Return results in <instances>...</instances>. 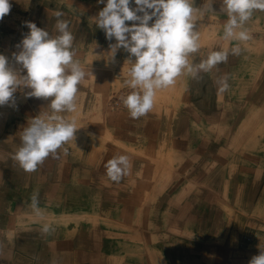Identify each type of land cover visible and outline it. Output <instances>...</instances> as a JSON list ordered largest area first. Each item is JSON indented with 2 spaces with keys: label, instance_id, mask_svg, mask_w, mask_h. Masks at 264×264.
<instances>
[{
  "label": "crops",
  "instance_id": "1",
  "mask_svg": "<svg viewBox=\"0 0 264 264\" xmlns=\"http://www.w3.org/2000/svg\"><path fill=\"white\" fill-rule=\"evenodd\" d=\"M205 2H196L197 8L204 10ZM9 3L10 12L0 20V55L11 68L24 74L13 56L29 32L26 23L55 38L59 33L54 13L61 11L64 15L59 19L68 21L74 37V59L91 75L77 86L76 111L57 113L75 121L74 139L50 153L34 171L24 170L14 157L23 146L21 133L30 121L53 115L52 98H26L24 93L30 89H18L11 102L0 106V264H249L264 252V158L255 155L256 139L241 131L232 141L224 137L219 143L199 141V135L188 130L190 136L185 135L184 128L193 125L209 128V135L215 132L217 120L207 115L213 109L204 104L207 98L208 103L211 97L218 100L213 94V82L219 81L215 68L208 77L189 76L182 70L174 83L175 93L181 95L170 98L177 103L171 111L152 108L138 119L123 111L107 120L103 107L109 88L114 82L126 85L128 61L135 58L123 48L112 58L109 45L115 40H106L92 20L104 4L97 0ZM198 13L194 32L211 53L220 41L209 32L213 26ZM257 14L258 20H264V11L254 10L252 16ZM227 82L231 94V86L238 83L231 76ZM177 126L178 135L174 134ZM110 141L132 154L112 149ZM192 150L197 154L191 155L190 164ZM172 151L178 157L177 168L165 160L174 173L159 190L156 158ZM119 155L128 156L131 168L119 182L111 181L106 164ZM146 177L154 185L148 186L149 195L141 197ZM33 196L39 212L32 207ZM206 214L218 221L209 222ZM249 233L256 239L247 247L242 239Z\"/></svg>",
  "mask_w": 264,
  "mask_h": 264
},
{
  "label": "clouds",
  "instance_id": "2",
  "mask_svg": "<svg viewBox=\"0 0 264 264\" xmlns=\"http://www.w3.org/2000/svg\"><path fill=\"white\" fill-rule=\"evenodd\" d=\"M104 4L92 18L110 44L114 59L119 48L125 49L132 57L131 67L125 83L132 89L126 97H121L123 105L133 119L145 116L153 108L156 91L175 83L186 69L190 73L197 70L210 71L220 62L228 59V51H213L196 67L189 63L188 54L199 48L198 33L193 23L196 13L212 11L211 0L204 10L195 8V0H97ZM135 5L132 7L131 5ZM9 0H0V20L9 12ZM224 10L228 15L224 25V38L248 41L251 39L243 25L254 10L264 11V0H224ZM64 15L56 11V30L59 35L51 38L49 33L34 23H26L29 32L21 40L20 51L13 59L23 69L21 74L9 66V61L0 55V106L13 100L18 89H30L25 97L52 98L50 108L53 115L47 118L35 117L23 129V146L14 159L26 171H34L38 164L55 153L63 144L74 139L77 130L75 121L69 122L57 113L76 111L78 84L86 75L80 62L74 59L72 51L74 37L68 30V21L59 19ZM150 21H153L149 24ZM126 22H132L131 25ZM237 29H243L236 31ZM232 54L239 55L240 48H232ZM228 77L218 81L219 92L228 90ZM66 151V150H65ZM131 164L126 155L113 157L106 164L107 177L119 182L129 173ZM36 196L32 197V207L37 209ZM48 231V226L44 227ZM249 264H264V252L251 258Z\"/></svg>",
  "mask_w": 264,
  "mask_h": 264
},
{
  "label": "rangeland",
  "instance_id": "3",
  "mask_svg": "<svg viewBox=\"0 0 264 264\" xmlns=\"http://www.w3.org/2000/svg\"><path fill=\"white\" fill-rule=\"evenodd\" d=\"M202 0H195V4L193 5L197 8L196 2H201ZM209 0H206L205 7H207ZM212 8L214 9V13H210L206 11L200 19H202L205 24L213 26L211 30H209L210 34L215 35L216 41L219 40L220 44L218 46L214 45L213 48H216V51H228V59L227 62H220L213 67L217 75H219V81L227 76L233 78V82H237V85L231 86V94L227 91L220 93L219 92V83L213 82L214 85V92L213 94L218 95V100L216 97H211L209 99L212 103H208V98L204 104L211 110L207 115L211 118H215L217 123L215 125V132L214 134H208L209 128L204 126L193 125L191 127L184 128L185 135L187 137L190 136L191 132H195V136L199 135L197 138L199 141H203L205 139L213 140L217 143L223 142L225 140L224 137H229V140L235 139L238 136V133L247 132L245 136L250 135V138H255L256 143H258V149L255 152V155L258 157L264 158V20H258L260 15L257 14L256 16H251V18L246 21L243 25V29H246L251 36V39L248 41H239L236 39H225L224 38V25L227 23L228 15L224 10V0H211ZM254 12V11H253ZM260 13V12H259ZM200 16V13H198ZM198 17V16H197ZM196 16L194 17L195 22ZM243 29H237L236 31H240ZM207 32V31H206ZM199 44V48L195 53H189L188 59L189 63L195 67L199 65L202 61L206 60L210 54V48L204 45V40L197 41ZM239 46L240 54L234 55L232 54V48ZM230 59V63L228 60ZM231 64L232 67H231ZM228 67H230L228 71ZM218 68V69H217ZM223 68V70H219ZM211 69L210 71L205 72L204 70H197L194 73L188 72L189 76L195 73H201L203 77H208V75L213 74L214 70ZM185 72V71H183ZM214 76V75H213ZM178 78V77H177ZM177 83V82H176ZM205 85V83H202ZM229 84V82H228ZM177 85V84H176ZM203 85V88H204ZM175 85L160 89L156 91V95L154 97L153 108L159 109L160 111L168 110L174 108L177 105L176 101L170 100V98H178L181 94H177L174 91ZM139 89H132L127 84L120 85L117 82L111 84L108 94V102L105 104L104 113L107 120L110 119L112 116L117 115L119 112L129 110L123 105L121 97H126L132 91H138ZM160 94V95H159ZM202 100V101H203ZM214 100V101H212ZM180 103V101H178ZM175 113V112H174ZM160 115V113L158 114ZM169 115V112H168ZM175 115H178L177 112ZM167 123H169L171 116L167 117ZM165 119V118H164ZM175 119V118H174ZM195 121V118L191 119ZM175 121V120H174ZM174 128V127H173ZM170 129V128H168ZM177 131L174 130L178 135V126L176 127ZM187 130L190 132L188 133ZM206 132V133H205ZM250 132V133H249ZM240 134V133H239ZM247 138V137H246ZM249 138V139H250ZM187 138H185V141ZM222 140V141H221ZM229 142V141H228ZM255 142V141H254ZM109 145L112 149L118 150V152H125L126 154H132V150H128L125 148H121L112 142H109ZM252 147V146H251ZM137 152V151H136ZM189 158L192 154L196 153V150L189 151ZM214 153V151H211ZM135 153V152H134ZM138 155V154H135ZM195 155V154H194ZM143 157V156H141ZM177 154L172 151L168 156L157 157V189L162 183L165 181V178L172 177V173H174V169H172L171 165L169 167L165 166V160L168 159L169 162H172L173 168L176 166L175 163L177 162ZM192 159H189V163L191 164ZM254 169H257L258 166H252ZM177 168V167H175ZM190 173L192 172V168L190 169ZM195 173H193L190 178V181L193 180ZM146 188L141 193V197L145 196L146 194L149 195V188L148 186L154 185V182L149 183L146 177L144 181ZM195 184V183H193ZM160 190V189H159ZM158 190V191H159ZM148 191V193H147ZM143 201H145L143 199ZM144 203V202H143ZM215 215L213 214H206L205 218L209 222H217L218 219H214ZM247 239H250L248 241ZM256 239L255 234L249 233L248 235L244 234V239H242V243L246 244L247 247L252 242V240ZM255 241V240H254ZM242 244V245H243Z\"/></svg>",
  "mask_w": 264,
  "mask_h": 264
},
{
  "label": "bare ground",
  "instance_id": "4",
  "mask_svg": "<svg viewBox=\"0 0 264 264\" xmlns=\"http://www.w3.org/2000/svg\"><path fill=\"white\" fill-rule=\"evenodd\" d=\"M88 1V0H87ZM94 1V0H93ZM96 2V1H95ZM88 4H91V3H88ZM93 5V4H92ZM50 6V5H49ZM52 7V6H51ZM95 7H97V6H95ZM99 7V6H98ZM40 11V10H39ZM48 11V10H47ZM76 11H78L77 9H76ZM44 12V11H43ZM92 15V14H91ZM84 16V15H83ZM27 17H28V15H27ZM29 18V17H28ZM37 18V17H36ZM82 19V18H81ZM86 19V18H85ZM85 21V20H84ZM90 22V21H89ZM81 24V23H80ZM96 31V30H95ZM19 32V31H18ZM104 33V32H103ZM93 36V35H92ZM10 38V37H9ZM9 40V39H8ZM98 43V42H97ZM83 91V90H82ZM131 93V92H130ZM160 95V94H159ZM34 99V98H33ZM122 103V102H121ZM34 109V108H33ZM180 110V109H179ZM148 114V113H147ZM177 117V116H176ZM148 118V117H147ZM149 119H151V118H149ZM173 119V118H172ZM185 120V119H184ZM135 121H137V120H135ZM106 122V121H105ZM9 125V124H8ZM180 125V124H179ZM135 126V125H134ZM6 129V128H5ZM8 129V128H7ZM139 129V128H138ZM4 130V129H3ZM128 130V129H127ZM161 130V129H160ZM162 131V130H161ZM160 132V131H159ZM139 133V132H138ZM13 135V134H12ZM158 135V134H157ZM136 140H137V138H136ZM140 140V139H139ZM23 144V143H22ZM21 144V145H22ZM136 144V143H135ZM146 144V143H145ZM122 146V145H121ZM154 147H155V145H154ZM1 151V150H0ZM214 155V154H213ZM261 157V156H260ZM48 158V157H47ZM55 160V159H54ZM186 161V160H185ZM188 161V160H187ZM20 164V163H19ZM197 165V164H196ZM199 165V164H198ZM180 167V166H179ZM198 167V166H197ZM196 167V168H197ZM42 168V167H41ZM199 168V167H198ZM197 168V169H198ZM42 170H43V168H42ZM178 171V170H177ZM180 171V170H179ZM178 171V172H179ZM191 171V170H190ZM196 171V170H195ZM39 173V172H38ZM195 173V172H194ZM53 176V175H52ZM1 177V176H0ZM6 178V177H5ZM29 178V177H28ZM32 178V177H31ZM33 179V178H32ZM42 181V180H41ZM40 183V182H39ZM240 183V182H239ZM26 195V194H25ZM46 211V210H45ZM44 211V212H45ZM79 212H81V211H79ZM186 213V212H185ZM14 214V213H13ZM41 215V214H40ZM177 215V214H176ZM17 216V215H16ZM181 216H183V215H181ZM175 217V216H174ZM161 221V220H160ZM7 222V221H6ZM152 222V221H151ZM177 222V221H176ZM41 223V222H40ZM176 224V223H175ZM148 225V224H147ZM161 226V225H160ZM148 228V227H147ZM151 229V228H150ZM144 232H145V230H144ZM149 235H151V234H149ZM81 236V235H80ZM2 237V236H1ZM17 238V237H16ZM86 240V239H85ZM150 240V239H149ZM11 241V240H10ZM87 243V242H86ZM6 244H8V243H6ZM12 245V244H11ZM89 245V244H88ZM3 247V246H2ZM89 247H90V245H89ZM9 248V247H8ZM88 248V247H87ZM11 249V248H10ZM83 249V248H82ZM5 250V249H4ZM34 250V249H33ZM11 252V251H10ZM32 252V251H31ZM9 253V252H8ZM54 253V252H53ZM10 255V254H9ZM54 259V258H53ZM58 264V263H57Z\"/></svg>",
  "mask_w": 264,
  "mask_h": 264
},
{
  "label": "built area",
  "instance_id": "5",
  "mask_svg": "<svg viewBox=\"0 0 264 264\" xmlns=\"http://www.w3.org/2000/svg\"><path fill=\"white\" fill-rule=\"evenodd\" d=\"M248 241H250V239H247Z\"/></svg>",
  "mask_w": 264,
  "mask_h": 264
}]
</instances>
